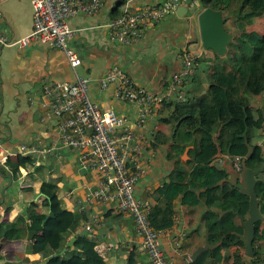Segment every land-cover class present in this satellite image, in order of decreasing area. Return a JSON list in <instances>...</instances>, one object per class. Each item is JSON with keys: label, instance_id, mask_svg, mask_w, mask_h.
Instances as JSON below:
<instances>
[{"label": "crops", "instance_id": "crops-1", "mask_svg": "<svg viewBox=\"0 0 264 264\" xmlns=\"http://www.w3.org/2000/svg\"><path fill=\"white\" fill-rule=\"evenodd\" d=\"M170 1L103 0L97 15L77 16L68 21L76 31L71 46L81 58L80 72L89 78V96L93 102L101 108L113 109L130 124L136 120L138 106L135 103H121L114 98L116 84H110L105 89L100 87V79L114 66L119 67L138 89L156 98L143 128H133L150 140L141 156L147 172L135 189L136 198L147 203L149 208L154 190L167 182L176 164V159H169V155H174L172 104L195 106L206 94L208 75L228 67L224 63L227 54L218 56L201 46L197 16L204 9L197 3H192L195 6L192 8L189 3L183 4L188 7L185 15L177 14V9L182 6L180 4L173 10L165 11L158 23L143 29V36L137 42L125 45L109 38L106 25L118 16L144 7L157 10ZM0 10L3 13L0 34L9 39H19L33 29V8L28 0H0ZM224 15L227 19L226 31L233 36V40L242 29L264 34V15L254 19L248 27ZM183 50L194 56L196 66L190 77L174 92L170 89V82L181 67L179 56ZM73 81L74 74L66 57L49 45L34 42L26 48L0 47V223L4 218L15 221L24 205L31 201L40 205L44 198L48 199L54 192L62 208L84 214L85 219L81 221L77 233H84L83 227L89 215L98 217L99 224L88 237L98 246H103L104 251L100 255L106 264H126L129 256H134L139 264H145L146 256L139 249V240L130 217L113 207L94 205L82 208L83 205L79 204L83 202L87 188L94 187L100 175L84 169L78 152L59 143L56 127L60 119H45L41 106L44 86ZM258 96L251 101L255 116L260 110L262 112ZM185 124L181 125L179 131H186ZM260 135L257 131L253 142L260 145L264 153ZM22 146L30 150L27 155L21 154ZM191 149L192 146L186 147L180 157L186 169ZM18 157L33 160V166L15 170L12 164L18 163ZM214 164L219 168L231 169L228 164H220L216 160ZM51 182L56 183L54 189L49 186ZM190 192L199 198L198 189L192 188ZM174 205L175 222L161 238V245L171 263L193 264L199 257L193 260V254L205 245L207 231L203 216L207 208L201 202L194 206L184 204L182 197L177 198ZM242 216L248 218V212ZM172 240L179 242V250L175 249ZM261 246L264 255V243ZM25 249L28 250L27 244ZM237 250L238 247H230L226 256L230 258ZM242 254L244 256V250ZM244 258L245 264H253L252 258ZM38 260V255L27 254L23 264H44ZM3 263L4 258L0 256V264Z\"/></svg>", "mask_w": 264, "mask_h": 264}, {"label": "trees", "instance_id": "trees-1", "mask_svg": "<svg viewBox=\"0 0 264 264\" xmlns=\"http://www.w3.org/2000/svg\"><path fill=\"white\" fill-rule=\"evenodd\" d=\"M185 1L197 3L202 9L221 11L245 27L264 15V0ZM235 41L228 48V67L208 75L209 86L200 101L193 107L172 104L174 155H169V159H176V164L167 182L154 190L150 203L149 223L161 231L174 225L177 198L182 197L183 203L190 206L201 202L207 208L204 228L210 245L216 247L202 253L193 264H245L243 245L238 238L242 228L237 214H247L248 198L227 184L228 172L232 169L219 168L214 161L218 155L240 157L242 168L249 169H257L264 162L261 147L253 142L255 133L263 126L264 116L261 110L255 116L251 107L253 97L264 90V34L242 29ZM184 122L186 131H179ZM247 145L253 148L248 159ZM189 146L192 149L188 152L186 169L180 157ZM33 163L29 158L18 157V163L12 166L15 170L28 169ZM49 186L54 189L56 183L51 182ZM192 188L199 190L198 199L190 192ZM255 192L264 217V172L256 176ZM84 219V214L62 208L54 192L40 205L31 201L23 206L15 221L4 218L0 223L3 264H23L27 254L38 255V261L44 264H106L89 235L77 233ZM256 229L251 262L261 264L264 262L261 252L264 221L258 223ZM69 238L75 239L73 245L59 255ZM232 246L239 250L229 258L226 251ZM126 264L139 263L134 256H129Z\"/></svg>", "mask_w": 264, "mask_h": 264}, {"label": "built area", "instance_id": "built-area-1", "mask_svg": "<svg viewBox=\"0 0 264 264\" xmlns=\"http://www.w3.org/2000/svg\"><path fill=\"white\" fill-rule=\"evenodd\" d=\"M143 1V0H136ZM33 8V29L19 39H9L0 34V47L26 48L38 42L62 52L73 71V82H54L45 85L41 106L45 119H60L56 127L59 143L79 154L80 164L100 175L94 187L87 188L83 202L84 207L101 205L113 207L116 211L130 217L139 249L146 256L145 264H173L162 248L161 238L168 230H155L149 223V206L135 196L138 183L145 177L146 165L141 156L150 144L133 128L142 129L149 119L156 98L138 89L119 67H111L100 79L101 89L116 84L114 98L121 103H135L138 106L136 120L130 124L119 117L111 108H101L89 96V78L80 72L81 58L71 46L76 35L68 21L77 16L91 17L99 13L103 0H28ZM171 0L160 9L144 7L109 22L106 27L109 38L117 43L129 45L143 36L147 25L158 23L163 13L173 10L178 4H187L184 0ZM179 5V6H180ZM3 13L0 10V18ZM180 69L172 76L171 91L179 87L190 77L196 66L194 56L183 50L179 56ZM264 116V90L258 96ZM132 125V126H130ZM261 142L264 143V123L259 130ZM260 146V145H259ZM30 150L21 147V154ZM216 161L228 164L235 172L242 170L240 157H218ZM84 224V233L91 235L93 228L99 224L98 217L89 215ZM176 250L179 242L172 240ZM100 255L104 248L95 246ZM101 256V255H100ZM102 257V256H101Z\"/></svg>", "mask_w": 264, "mask_h": 264}, {"label": "water", "instance_id": "water-1", "mask_svg": "<svg viewBox=\"0 0 264 264\" xmlns=\"http://www.w3.org/2000/svg\"><path fill=\"white\" fill-rule=\"evenodd\" d=\"M177 10V14L183 13V15H185L188 12V7L182 5ZM197 22L199 26L201 46L204 49L213 51L218 56H225L228 51V46L233 41V36L228 33L225 28L227 22L225 15L221 11L206 8L197 16ZM247 147L248 154L246 159L250 158L253 152L251 146L247 145ZM217 157H220V155ZM263 172L264 162L257 169L243 167L240 172L229 170V177L226 180L228 185L235 188L239 193L248 198V218L237 214L242 228V234L238 235V238L243 245L244 256L248 258H253L254 256L253 243L256 235V225L263 222L264 219L259 208L260 200L257 198L255 192L256 176ZM74 241V238H70L59 255H63L67 248L73 245ZM213 248L214 247L209 243L207 232L205 235V245L197 249L193 254V260L202 253L212 250Z\"/></svg>", "mask_w": 264, "mask_h": 264}, {"label": "rangeland", "instance_id": "rangeland-1", "mask_svg": "<svg viewBox=\"0 0 264 264\" xmlns=\"http://www.w3.org/2000/svg\"><path fill=\"white\" fill-rule=\"evenodd\" d=\"M188 5H189L191 8H192V7H195L194 4H192V3H189ZM263 18H264V16H263ZM263 20H264V19H263ZM234 42H236L235 39L232 41L231 44H233ZM231 44H230V45H231ZM230 45H229V46H230ZM229 46H228V48H229ZM229 62H230V58H229V57H226V60H224V63H227V64H228ZM214 70H215V69H213L212 72H213Z\"/></svg>", "mask_w": 264, "mask_h": 264}]
</instances>
